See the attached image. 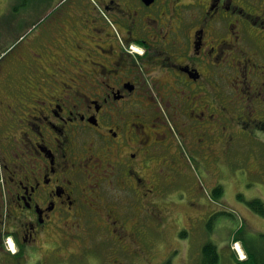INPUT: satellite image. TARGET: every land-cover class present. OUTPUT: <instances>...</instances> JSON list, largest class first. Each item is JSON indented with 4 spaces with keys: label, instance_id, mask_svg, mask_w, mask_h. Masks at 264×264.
<instances>
[{
    "label": "flooded vegetation",
    "instance_id": "flooded-vegetation-1",
    "mask_svg": "<svg viewBox=\"0 0 264 264\" xmlns=\"http://www.w3.org/2000/svg\"><path fill=\"white\" fill-rule=\"evenodd\" d=\"M34 12L35 31L0 58V244L7 234L35 264L59 229L82 256L97 237L111 264H145L168 215L160 166L182 163L173 126L211 163L257 144L264 0H37Z\"/></svg>",
    "mask_w": 264,
    "mask_h": 264
},
{
    "label": "rangeland",
    "instance_id": "rangeland-1",
    "mask_svg": "<svg viewBox=\"0 0 264 264\" xmlns=\"http://www.w3.org/2000/svg\"><path fill=\"white\" fill-rule=\"evenodd\" d=\"M36 1L0 0V58L15 49L23 36L35 31L32 19ZM138 51L142 50L138 48ZM261 121L264 123V104H261ZM172 133L182 163H178L181 167L173 163L160 166L163 180L160 201L156 202L168 215L161 223V230L154 224L147 264H199L200 250L206 242L216 246L220 255L218 264L243 261L246 253L240 242L235 247L234 233L241 228L248 242L264 234V219L246 205L255 198L264 202L263 132L256 133L257 144L253 148L245 150L242 144L235 143V152L240 151L235 159L221 158L215 163L193 148L174 126ZM213 136L217 138L215 132ZM217 187L222 190L220 197L213 194ZM86 233L89 231L83 227L78 231L80 235ZM63 236L59 229L43 235L42 249L35 252V264H111L105 256L107 246L97 237L93 238L86 256H82L87 245L77 240L64 243ZM23 256L15 257L5 249L4 243L0 244V264H34V258L28 261Z\"/></svg>",
    "mask_w": 264,
    "mask_h": 264
},
{
    "label": "trees",
    "instance_id": "trees-1",
    "mask_svg": "<svg viewBox=\"0 0 264 264\" xmlns=\"http://www.w3.org/2000/svg\"><path fill=\"white\" fill-rule=\"evenodd\" d=\"M261 132L264 134V128L261 126ZM221 188L214 189V196L220 197ZM242 199L241 196H239ZM247 207L264 219V202L255 198L246 203ZM7 236V234H5ZM235 242H240L246 253V259L243 261H235L234 264H264V234L257 235L253 240L248 242L243 234L241 228L234 233ZM150 246V245H149ZM200 263L199 264H218L220 255L217 252V248L211 242H206L202 245L200 250ZM22 254H15V257H21ZM75 255V254H73ZM148 262H145L147 264ZM143 264V262H142Z\"/></svg>",
    "mask_w": 264,
    "mask_h": 264
},
{
    "label": "bare ground",
    "instance_id": "bare-ground-1",
    "mask_svg": "<svg viewBox=\"0 0 264 264\" xmlns=\"http://www.w3.org/2000/svg\"><path fill=\"white\" fill-rule=\"evenodd\" d=\"M12 244H8V250L11 252V253H15V250H13L14 249V247H13V249H12ZM12 249V250H11ZM242 259H245V256L242 258Z\"/></svg>",
    "mask_w": 264,
    "mask_h": 264
}]
</instances>
